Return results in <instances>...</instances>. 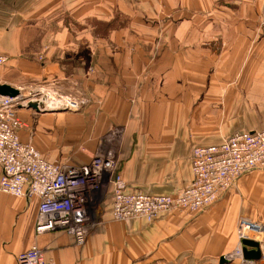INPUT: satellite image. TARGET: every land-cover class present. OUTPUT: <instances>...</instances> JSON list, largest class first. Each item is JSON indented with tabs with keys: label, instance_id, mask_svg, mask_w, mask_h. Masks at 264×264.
I'll use <instances>...</instances> for the list:
<instances>
[{
	"label": "crops",
	"instance_id": "0c3cea01",
	"mask_svg": "<svg viewBox=\"0 0 264 264\" xmlns=\"http://www.w3.org/2000/svg\"><path fill=\"white\" fill-rule=\"evenodd\" d=\"M0 54V85L87 101L72 116L20 108L21 140L48 161L85 165L122 127L130 193L177 196L193 181L196 147L264 130V0H0ZM111 193L77 245L63 231L36 233L37 198L0 192V264L33 246L56 264H241L222 261L239 220L264 219V171L198 214L153 222L115 221Z\"/></svg>",
	"mask_w": 264,
	"mask_h": 264
},
{
	"label": "built area",
	"instance_id": "2783aa9c",
	"mask_svg": "<svg viewBox=\"0 0 264 264\" xmlns=\"http://www.w3.org/2000/svg\"><path fill=\"white\" fill-rule=\"evenodd\" d=\"M8 57L0 54V67ZM37 102L41 110L67 108L76 111L82 102L45 88H32L28 95L0 96V192L39 200L36 233L63 231L77 245H84L96 224V215L112 187V218L119 222H153L167 212L198 214L222 199L252 172L264 171V130L238 132L219 144L196 147L192 156V183L179 195H148L128 192L120 174L118 150L124 129L111 128L101 139L104 152H98L85 165L48 161L31 143L21 140L25 126L18 111ZM238 244L227 261L258 264L244 255L245 241L258 244L264 262V223L250 218L239 220ZM17 264H56L43 249L33 246L17 257Z\"/></svg>",
	"mask_w": 264,
	"mask_h": 264
},
{
	"label": "water",
	"instance_id": "95a60500",
	"mask_svg": "<svg viewBox=\"0 0 264 264\" xmlns=\"http://www.w3.org/2000/svg\"><path fill=\"white\" fill-rule=\"evenodd\" d=\"M17 95H19V91L17 89H14L8 85H0V96L15 97ZM27 108L33 109L39 113H44V112H49V111L50 112H52V111L53 112H66V111H68V109L65 107L53 109V110L52 109L51 110H48V109L41 110L39 107V104L37 102L30 103L27 106ZM244 244H245L244 255L247 259H254V260L260 259L259 251H248L247 250V247L258 248V244L256 242L245 241ZM222 261L225 262L224 257H223Z\"/></svg>",
	"mask_w": 264,
	"mask_h": 264
},
{
	"label": "rangeland",
	"instance_id": "374dc122",
	"mask_svg": "<svg viewBox=\"0 0 264 264\" xmlns=\"http://www.w3.org/2000/svg\"><path fill=\"white\" fill-rule=\"evenodd\" d=\"M4 55V54H3ZM6 56V55H5ZM43 86H41V85H38V86H34V87H32V88H42ZM31 88V89H32ZM44 88V87H43ZM31 89H28V90H26V91H22V90H18L19 91V94L20 93H22V94H24V95H28L29 94V92H30V90ZM46 89V88H45ZM52 91V90H51ZM54 92V91H53ZM63 96V95H62ZM65 97H67V96H65ZM68 98H72V97H68ZM74 98V97H73ZM75 99V98H74ZM77 100V99H76ZM80 102H82L81 104H83V105H81L80 106V108L78 109V110H76V111H72V110H68V111H66L65 113H68V115H71L72 116V114H81L83 111H84V108L86 107V104H87V101L86 100H84V99H80L79 100ZM27 108V107H26ZM32 144V143H31ZM100 147H101V149L99 150V151H97L96 152V154L98 153V152H104L106 149H105V147L102 145V143H101V140H100ZM63 147H61V149H62ZM95 154V155H96ZM94 158V157H93ZM122 176V175H121ZM112 212V211H111ZM260 216H262L263 218H264V212L262 211V212H260ZM259 216H255L254 218H250V219H252V220H259V221H263L264 219H262V218H258Z\"/></svg>",
	"mask_w": 264,
	"mask_h": 264
}]
</instances>
